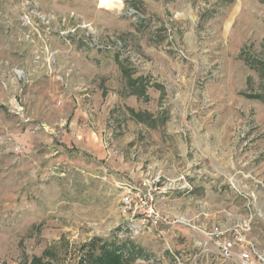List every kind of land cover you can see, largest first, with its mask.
Listing matches in <instances>:
<instances>
[{"label": "rangeland", "instance_id": "374dc122", "mask_svg": "<svg viewBox=\"0 0 264 264\" xmlns=\"http://www.w3.org/2000/svg\"><path fill=\"white\" fill-rule=\"evenodd\" d=\"M255 96L264 0H0V264L114 236L131 264H238L235 228L264 259ZM157 177L163 237L119 186Z\"/></svg>", "mask_w": 264, "mask_h": 264}, {"label": "built area", "instance_id": "2783aa9c", "mask_svg": "<svg viewBox=\"0 0 264 264\" xmlns=\"http://www.w3.org/2000/svg\"><path fill=\"white\" fill-rule=\"evenodd\" d=\"M162 183L160 178H152L151 180L143 182L141 189H134L119 182V186L126 187L121 202L124 210L130 213L135 221V226L132 227L133 229L137 227L141 231L154 229L158 236H164L163 231L157 227L160 221V215L155 193L157 189L162 191ZM231 234V239L225 240L218 245L220 258L230 260L233 258V252L236 250L238 264H264L263 257L258 254L253 244L243 240L241 228H235Z\"/></svg>", "mask_w": 264, "mask_h": 264}, {"label": "trees", "instance_id": "16d2710c", "mask_svg": "<svg viewBox=\"0 0 264 264\" xmlns=\"http://www.w3.org/2000/svg\"><path fill=\"white\" fill-rule=\"evenodd\" d=\"M255 97L264 100L261 96ZM63 244V254L52 247L40 257L33 256L29 264H131L132 253L137 250L133 242L121 241L116 236L110 239L92 237L78 245Z\"/></svg>", "mask_w": 264, "mask_h": 264}]
</instances>
